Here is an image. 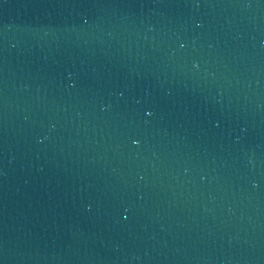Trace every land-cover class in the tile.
Returning <instances> with one entry per match:
<instances>
[{"label": "water", "instance_id": "obj_1", "mask_svg": "<svg viewBox=\"0 0 264 264\" xmlns=\"http://www.w3.org/2000/svg\"><path fill=\"white\" fill-rule=\"evenodd\" d=\"M0 264H264V0H0Z\"/></svg>", "mask_w": 264, "mask_h": 264}]
</instances>
